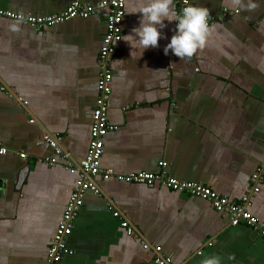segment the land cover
<instances>
[{"label": "crops", "instance_id": "0c3cea01", "mask_svg": "<svg viewBox=\"0 0 264 264\" xmlns=\"http://www.w3.org/2000/svg\"><path fill=\"white\" fill-rule=\"evenodd\" d=\"M74 1L103 0H0V10L46 17ZM188 1L210 18L230 15L191 57L163 53L175 21H164V38L142 55H129L122 39L115 45L107 119L117 129L105 136L99 165L201 184L237 202L264 156V0H241L243 9L235 0ZM147 2L125 0L122 37ZM104 33V12L42 29L0 17V264L44 263L87 153ZM44 135L60 138L61 156ZM89 181L99 194L84 195L65 240L72 253L60 264H264V239L230 226L206 201L156 184ZM248 212L264 223V182Z\"/></svg>", "mask_w": 264, "mask_h": 264}, {"label": "built area", "instance_id": "2783aa9c", "mask_svg": "<svg viewBox=\"0 0 264 264\" xmlns=\"http://www.w3.org/2000/svg\"><path fill=\"white\" fill-rule=\"evenodd\" d=\"M174 5L182 10L187 6L184 0H172ZM189 4V1H188ZM105 13V33L102 39V45L98 54V79L96 84L97 96L91 115L90 141L85 158L79 163V177L76 180L68 201L64 207L61 219L57 225L55 234L47 248L43 264H60L64 255H70L72 252L66 247L65 240L71 234L75 220L77 219L83 204L84 195L87 192L99 194L98 189L93 185L88 177H99L102 180L110 178L125 184L135 185H159L168 190L184 194L208 202L216 213L223 214L228 218L230 226L245 225L255 232L260 238L264 239V223L258 221L249 212L251 195L258 193L260 185L264 182V156L261 164L254 170L250 176L249 183L251 186L250 193L243 196L239 201H230L227 198L216 194L210 188L201 184L192 182H182L170 178L163 174H149L139 172L128 175H114L110 171L100 168L99 160L101 158L104 146L105 136L117 129L111 125L107 119L109 101L111 95L112 74L109 67L111 57L115 51V45L121 40L122 29L121 22L125 15V0H103L97 6L83 5L79 2H71L67 8L58 14L46 17L22 16L8 11L0 10V17L10 19L14 22L22 23L32 29H42L57 24H62L75 18L86 19L97 13ZM230 15L227 10H223L221 16L217 18L207 17V23L210 27L212 24L222 22ZM60 138L57 136H43L44 143L49 146L57 156L62 155L59 146ZM7 150L0 145V155L6 154ZM21 159H25V154H19ZM51 165H55L54 159L46 160ZM160 168L166 166L165 163H159ZM70 173H76V169L68 165L66 168ZM118 217L117 213L113 214ZM122 228L127 229V234L131 235V229L123 222ZM212 245V242L207 244ZM147 248V246H144ZM158 248L155 249L157 253ZM200 254V252H198ZM157 264H168L169 259L156 258Z\"/></svg>", "mask_w": 264, "mask_h": 264}, {"label": "clouds", "instance_id": "9594fccd", "mask_svg": "<svg viewBox=\"0 0 264 264\" xmlns=\"http://www.w3.org/2000/svg\"><path fill=\"white\" fill-rule=\"evenodd\" d=\"M182 8L178 14L172 0H148V2L136 9L141 15L138 18V26L133 27L131 32L121 39L126 41L131 55L132 50L139 49L142 53L150 46L157 47L158 38H164L161 31L165 28L164 21H175V29L168 39V43L163 47L164 55H168L169 50L176 57L183 59L191 57L197 48H202L205 44L209 32L207 23L208 9L200 6L188 4ZM241 9L245 7L241 0H235ZM255 5L249 3L248 9ZM172 31V29H170ZM205 264H218L215 259H210Z\"/></svg>", "mask_w": 264, "mask_h": 264}, {"label": "water", "instance_id": "95a60500", "mask_svg": "<svg viewBox=\"0 0 264 264\" xmlns=\"http://www.w3.org/2000/svg\"><path fill=\"white\" fill-rule=\"evenodd\" d=\"M88 179H89V180H91V178H90V177H88Z\"/></svg>", "mask_w": 264, "mask_h": 264}]
</instances>
